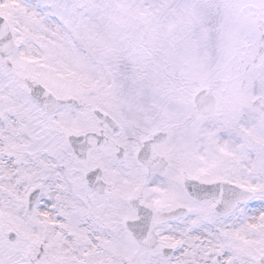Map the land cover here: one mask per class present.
<instances>
[{
	"label": "snow or ice",
	"instance_id": "6c2138e0",
	"mask_svg": "<svg viewBox=\"0 0 264 264\" xmlns=\"http://www.w3.org/2000/svg\"><path fill=\"white\" fill-rule=\"evenodd\" d=\"M0 264H264V0H0Z\"/></svg>",
	"mask_w": 264,
	"mask_h": 264
},
{
	"label": "rangeland",
	"instance_id": "374dc122",
	"mask_svg": "<svg viewBox=\"0 0 264 264\" xmlns=\"http://www.w3.org/2000/svg\"><path fill=\"white\" fill-rule=\"evenodd\" d=\"M238 51L240 52V58H241V55L244 54L245 52L243 51L242 48L238 49ZM239 60L232 65V69L234 70L233 71L234 75L232 76V78L237 76L238 73H240V72L243 74L240 76L238 75L237 78L235 79V81H233V88H234V91L237 94V96H240L241 94L245 93L246 90L251 89V79H252L250 73H247L241 69L242 68V60H241L240 66L238 64ZM207 68L209 70H211L212 66H209Z\"/></svg>",
	"mask_w": 264,
	"mask_h": 264
}]
</instances>
